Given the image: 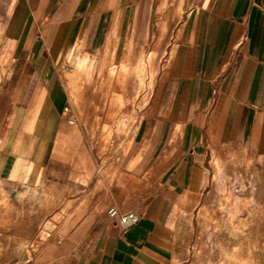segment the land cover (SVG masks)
I'll return each instance as SVG.
<instances>
[{
	"label": "crops",
	"instance_id": "0c3cea01",
	"mask_svg": "<svg viewBox=\"0 0 264 264\" xmlns=\"http://www.w3.org/2000/svg\"><path fill=\"white\" fill-rule=\"evenodd\" d=\"M0 27L16 34L17 53L4 78L13 112L17 107L32 110L40 97L37 117L26 132L25 156L10 176L22 182L32 169L37 179L33 201L38 207L56 208L68 199L62 211L93 180L91 171L81 165L87 156L78 129L65 118L70 101L63 69L72 50L80 43L99 54L109 41L110 61L134 67L141 55L159 48L150 89L139 91L140 79L134 72L128 77L96 73L81 91V106L71 104L80 110L89 91L110 95L111 104L99 126L100 145L101 130L109 125L118 128L117 122H126L130 115L131 132L122 135L133 141L126 155L122 152L123 170L117 177H142L158 190L139 211L138 222L122 231L111 224L107 209L89 213L80 223L87 228L71 237L79 244L64 264L172 263L169 224L186 218L180 212L192 215L200 206L207 144L264 147V0H0ZM134 48L145 51L136 55ZM162 59L166 71L176 64L166 75L158 72ZM129 80L134 82L131 95L125 92ZM119 94L126 97L121 109ZM116 135L111 142L122 136ZM4 154L6 162L16 160L15 153ZM109 171L102 173L115 174ZM12 178L8 181L21 189L25 185L32 189L31 183Z\"/></svg>",
	"mask_w": 264,
	"mask_h": 264
},
{
	"label": "rangeland",
	"instance_id": "374dc122",
	"mask_svg": "<svg viewBox=\"0 0 264 264\" xmlns=\"http://www.w3.org/2000/svg\"><path fill=\"white\" fill-rule=\"evenodd\" d=\"M161 30L160 35L163 36L164 28ZM4 41L3 38L1 42ZM15 46L16 38L12 42V51L16 55ZM144 51V49L136 50L134 48L136 55ZM13 58L10 59L7 70L0 73V137H3L4 140L0 152L3 148L5 151L12 152V142L19 129L23 128L31 110V107L25 111L17 107L14 110L15 114L13 112L14 102L9 95L7 88L9 85L4 81L5 76L12 70ZM164 61L161 60L158 69L162 75H166L172 68L176 67L175 64L166 71L163 69ZM133 86L132 80L126 83L125 92L127 95L134 92ZM110 104V95L91 91L86 94L85 104L80 110L76 111L69 102L66 104L65 118L78 129L82 138V148L86 150L87 159L83 160L81 165L85 164L87 169L91 171L93 180L87 188H84V192L72 198L73 200H69L71 206L65 212H62L61 209L68 199L64 200L60 207L56 204V208L51 205V207L46 205L45 208H42L38 207L33 200L24 199L20 201L16 198V192L22 187L15 185L16 183L12 184L8 180L12 178L10 176L11 170L19 166L21 163L19 159L25 156L23 153L28 147L26 134L21 152H12L16 154V160L11 157L12 159L6 162L5 151L0 153V180L2 187L7 190L10 200L7 211L0 214V218H2L0 219V264H64L70 251L79 244L71 237L79 235L87 228V224L82 225L80 223L85 220L89 213L100 214L110 206H118L121 210L132 209L139 212L155 195L158 189H154L142 177L129 175L128 177L125 176L123 180L117 177V174H114L113 177L102 174L104 169L115 173L122 169V152H124L123 147L127 141V136L114 138L103 155L98 152L100 145L99 126L102 124L105 111ZM142 107H138L137 110L142 109ZM10 115H14L12 121ZM36 117L35 114V119ZM138 117L139 113L136 112V118L133 121L134 126H136ZM35 148L39 152V146H35ZM207 148L206 185L200 194L199 205H206L217 219H223L227 217H225L227 214L225 211H216L217 202L224 195L235 194L239 203L237 206L239 217L250 221L247 231L250 232L255 245L257 244L255 259L257 262L259 261V264H264V147L226 148L220 145L207 144ZM212 154L217 155L220 164L218 176L214 181L210 179L211 174L215 171L211 161ZM241 158H247L251 161L246 172H243L238 166ZM12 179L21 182L19 177ZM151 182L153 183L154 180ZM128 197L132 198L130 202L127 201ZM191 220V230H186L172 242L174 252L179 255L177 264H214L220 259L216 241L219 238H225L226 233L214 230L213 226L206 228V230L203 229L201 232L194 211ZM197 247L199 251L195 250Z\"/></svg>",
	"mask_w": 264,
	"mask_h": 264
},
{
	"label": "bare ground",
	"instance_id": "6f19581e",
	"mask_svg": "<svg viewBox=\"0 0 264 264\" xmlns=\"http://www.w3.org/2000/svg\"><path fill=\"white\" fill-rule=\"evenodd\" d=\"M9 29H10L9 27L7 29H5L4 27H0V73L1 72L4 73L7 70L6 68L9 64L10 59H12L15 56V52L12 51V42L16 38V34L10 32ZM3 38L5 39V41L1 42V40ZM110 47H111V43L108 41L105 44V47L101 53L94 54V53H90V52L86 51L84 48H81L80 43L76 44L75 48L72 50V52H71V54H70V56L66 62L67 69L66 68H65L66 70L63 69V79L65 80L66 91H67V95H69L68 97H69V101H70L69 103L70 104L77 105V106L80 105V103L82 102V99H83V97L82 98L80 97L81 91H82V89H85L84 87L86 84L90 85V83L92 81L91 79L93 78V76L96 73L98 75H100L101 73H103L104 75L107 74L110 77L113 75H116V74H119V75L123 74V75H126L128 77L129 73L134 72L135 74L133 73V75L134 76L138 75L139 76L138 80L140 79L139 84H137V86L139 85V91L143 90L144 88L150 89L152 87V84L154 83L153 78L155 76L154 72H153V67L158 62V57H159V53H160L159 48H154L150 52H147L144 55H141L140 62L136 66L132 67V66L125 65L124 63H120L119 65L113 64L110 61L111 52H113V50H111ZM103 74H101V75L103 76ZM107 75H105V76H107ZM100 77H98V78H100ZM145 78H148V80L145 81ZM117 82H119V80ZM120 84H122V82ZM116 85H117V83H116ZM118 86H119V84H118ZM108 88H109V86H108ZM135 93H136V91H135ZM114 94L116 95V93H114ZM147 94H149L148 91H147ZM119 95L116 98V101H117V105H119V107H120L123 103H125L123 98H126V97L122 98L121 95L120 96ZM136 95H138V93H136ZM134 98L136 99L137 97L134 96ZM17 99L21 100L22 97L19 96ZM129 100H131L130 101L131 103H134L133 98L132 99L130 98ZM39 101H40V97H37L36 102L34 104L35 107L32 110H30V115L27 118L25 124L23 125V128L21 126L20 127L22 129L18 128L19 131L16 134L14 141L12 142V147H11L12 152H16V153L21 152L24 134H26V132L30 131V126L32 125L33 121L35 120V110H36L37 106L39 105ZM29 102L30 101L27 102V105ZM141 102H144V101L141 100ZM119 107H117V108L119 109ZM132 108H133V106H132ZM120 109H121V107H120ZM15 110H16V108H15ZM14 114H15V111H14ZM118 114H119V111H118ZM128 115H129V113H128ZM110 117H111V115H110ZM112 117H113V115H112ZM112 117H111V119L113 120L114 117L113 118ZM13 118H14V115H10L11 121ZM130 118H131L130 115H129V117L127 116L128 120ZM123 119H125V118H123ZM127 121L123 122V123H118L119 122L118 121L117 122L118 128L111 129V127L109 125V129H102L101 130V133H102L101 136H102V142L103 143H101V145L99 146L98 152L100 155H103L104 152L108 149V147H109L108 143L111 142V137L113 134H115V135L116 134L128 135L130 129H128L129 126L127 127V125H128ZM104 124H105V126L108 125L107 122ZM132 134H134V132ZM131 140L133 141L132 137L129 138L125 142L126 144L123 147V151H124L125 155H126V152H128V148L130 146ZM3 141H4L3 137H0V147L3 144ZM125 155H124V157H125ZM211 161H212V164H213L215 171L211 174L210 179L214 181L216 179V177L218 176L217 174H218V170L220 167L217 155L212 154ZM250 162H251L250 159H247V158L242 159L241 158V160H239V162H238V166H239V168H241L243 170V172H246V170H248V166H249ZM107 172H108V170H107ZM109 172H111V171H109ZM125 172H126V170H125ZM112 174L113 173H111V175ZM21 183L22 184L31 183L33 186H32V189H30L27 185H25V187L23 189L18 190L16 192V198L20 201L24 200V199L34 200L37 196V191L34 188L36 183H37V179L34 176V171L32 169L28 170L27 175L23 178ZM237 200L238 199H237L235 194L224 195L221 199L218 200L217 206H216L218 210L216 209V211H219V210L225 211V213L227 214V215H225L223 213L225 215V217L227 216L226 218H223V219L222 218L217 219V217L214 215V213L211 210H209V208L206 205H200L198 207L197 211L194 212V215L196 217V222H197L201 232L203 229L206 230V228L213 226L214 230L216 229L219 231H224L227 235L225 238H222V239L219 238V240L216 241V247H217V250L219 252V258L220 259H218L214 264H259L258 263L259 261L257 262V260L255 259V254H256L255 248H256L257 244L255 245L254 241L252 240L253 238L249 234L250 232L248 233V231H247V229H248L247 227H249L248 224L250 221H248L247 219H242L239 217V214H238L239 210L237 208L239 203ZM67 204H68V202H66V206H67ZM9 205H10L9 195L7 193V190H5V188L2 187V182L0 180V214L5 213V211H7V209L9 208ZM66 206H64V207L67 208ZM220 213H222V212H220ZM180 215L183 217L186 216V218L182 217L183 219H178V220L176 219L178 221V224H176V223L175 224L174 223L169 224V234L172 238V242L175 241L176 239H178L180 234L184 233L186 230H191V227H192L191 213L180 212ZM177 217H178V215H177ZM0 219H2V218H0ZM180 221H183L184 224H179ZM195 250L199 251L198 247ZM178 261H179V255L173 251L171 253V256H170V262L177 264ZM195 261H197V260H195ZM191 264H197V263H191Z\"/></svg>",
	"mask_w": 264,
	"mask_h": 264
},
{
	"label": "built area",
	"instance_id": "2783aa9c",
	"mask_svg": "<svg viewBox=\"0 0 264 264\" xmlns=\"http://www.w3.org/2000/svg\"><path fill=\"white\" fill-rule=\"evenodd\" d=\"M106 215L111 224L122 231L138 222L140 212L132 209L121 210L117 206H110L106 210Z\"/></svg>",
	"mask_w": 264,
	"mask_h": 264
}]
</instances>
